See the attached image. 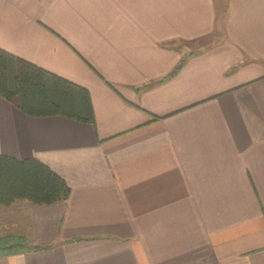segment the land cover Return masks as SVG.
Masks as SVG:
<instances>
[{"label":"crops","instance_id":"crops-1","mask_svg":"<svg viewBox=\"0 0 264 264\" xmlns=\"http://www.w3.org/2000/svg\"><path fill=\"white\" fill-rule=\"evenodd\" d=\"M0 49L87 88L95 122L0 96V155L64 201L0 205V264H264V0H0Z\"/></svg>","mask_w":264,"mask_h":264},{"label":"trees","instance_id":"trees-1","mask_svg":"<svg viewBox=\"0 0 264 264\" xmlns=\"http://www.w3.org/2000/svg\"><path fill=\"white\" fill-rule=\"evenodd\" d=\"M0 96L30 117L63 116L94 124L90 92L69 79L0 49ZM66 181L37 159L0 155V205H49L70 195ZM53 248L26 237L0 239V256Z\"/></svg>","mask_w":264,"mask_h":264},{"label":"rangeland","instance_id":"rangeland-1","mask_svg":"<svg viewBox=\"0 0 264 264\" xmlns=\"http://www.w3.org/2000/svg\"><path fill=\"white\" fill-rule=\"evenodd\" d=\"M8 236H16V237H20L19 235H5V236H0V239H2V238H6V237H8ZM22 237H25V236H22ZM29 240V239H28Z\"/></svg>","mask_w":264,"mask_h":264}]
</instances>
